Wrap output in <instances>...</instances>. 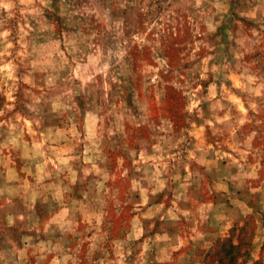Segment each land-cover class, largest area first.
<instances>
[{"label":"rangeland","instance_id":"rangeland-1","mask_svg":"<svg viewBox=\"0 0 264 264\" xmlns=\"http://www.w3.org/2000/svg\"><path fill=\"white\" fill-rule=\"evenodd\" d=\"M258 261L264 0H0V264Z\"/></svg>","mask_w":264,"mask_h":264},{"label":"trees","instance_id":"trees-1","mask_svg":"<svg viewBox=\"0 0 264 264\" xmlns=\"http://www.w3.org/2000/svg\"><path fill=\"white\" fill-rule=\"evenodd\" d=\"M231 248L235 249V246L234 245H231ZM254 264H263V263H261L260 261H258V262H255Z\"/></svg>","mask_w":264,"mask_h":264}]
</instances>
